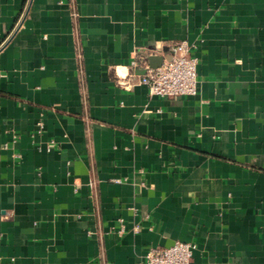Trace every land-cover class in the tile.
Segmentation results:
<instances>
[{"label": "crops", "instance_id": "obj_1", "mask_svg": "<svg viewBox=\"0 0 264 264\" xmlns=\"http://www.w3.org/2000/svg\"><path fill=\"white\" fill-rule=\"evenodd\" d=\"M182 39L197 92L148 94L130 59ZM177 239L190 264H264V0H0V264Z\"/></svg>", "mask_w": 264, "mask_h": 264}, {"label": "built area", "instance_id": "obj_2", "mask_svg": "<svg viewBox=\"0 0 264 264\" xmlns=\"http://www.w3.org/2000/svg\"><path fill=\"white\" fill-rule=\"evenodd\" d=\"M78 11L71 4V17L76 23ZM21 17L17 20L12 31L21 24ZM80 57L79 51L77 52ZM167 55L162 54L159 65L150 66L147 62L148 53L143 50L135 51L129 63L131 66L142 65L144 71L139 74L138 82L146 85L148 94L160 96H179L195 94L197 92V56L192 52V44L187 40L173 41L167 46ZM138 224L132 229L137 231ZM115 232L122 234L126 226L121 218L114 227ZM195 243L192 241L175 240L167 246H151L144 255L145 264H190Z\"/></svg>", "mask_w": 264, "mask_h": 264}, {"label": "water", "instance_id": "obj_3", "mask_svg": "<svg viewBox=\"0 0 264 264\" xmlns=\"http://www.w3.org/2000/svg\"><path fill=\"white\" fill-rule=\"evenodd\" d=\"M167 56H169L167 54ZM162 56L161 55H149L148 56V61L150 66H156L159 65L162 61Z\"/></svg>", "mask_w": 264, "mask_h": 264}]
</instances>
